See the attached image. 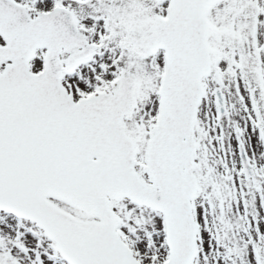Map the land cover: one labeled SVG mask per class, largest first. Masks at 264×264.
<instances>
[{"label": "snow or ice", "instance_id": "snow-or-ice-1", "mask_svg": "<svg viewBox=\"0 0 264 264\" xmlns=\"http://www.w3.org/2000/svg\"><path fill=\"white\" fill-rule=\"evenodd\" d=\"M0 264H264V0H0Z\"/></svg>", "mask_w": 264, "mask_h": 264}]
</instances>
